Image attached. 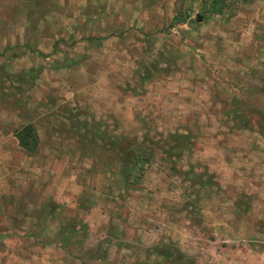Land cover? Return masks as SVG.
I'll use <instances>...</instances> for the list:
<instances>
[{"label": "rangeland", "instance_id": "rangeland-1", "mask_svg": "<svg viewBox=\"0 0 264 264\" xmlns=\"http://www.w3.org/2000/svg\"><path fill=\"white\" fill-rule=\"evenodd\" d=\"M214 1L0 0V113L41 148L0 209L37 215L60 264H194L225 222L253 237L264 0Z\"/></svg>", "mask_w": 264, "mask_h": 264}, {"label": "crops", "instance_id": "crops-1", "mask_svg": "<svg viewBox=\"0 0 264 264\" xmlns=\"http://www.w3.org/2000/svg\"><path fill=\"white\" fill-rule=\"evenodd\" d=\"M203 70L210 73L211 66H204ZM188 72L193 74L195 80L200 77L195 73L193 67ZM0 114V188L3 186L7 192L6 194H8L9 190L16 189L20 184H29L30 179L33 178V169L28 168L29 163H26V161L29 162V159L36 157L41 148L37 139L35 152L32 155L27 154L17 145V140L13 136V131L17 126L11 127L9 121L4 120L2 113ZM35 127H39L37 121H35ZM38 133L37 130V135ZM40 138L41 136H39ZM261 153L264 155V148L261 149ZM262 167L261 172L264 173V166ZM21 170L29 171L27 178L23 179L26 183L21 180ZM247 185L249 191L246 192L248 195L244 197V200L249 202V208L240 211L239 214L243 216L246 214L245 217H248L247 225H243V229H245L246 234H253V237L239 235L235 225L225 222V228L233 236L228 238L224 243L225 245L211 238L209 245L197 247L200 256L194 259V264H264V179L262 177L256 182L248 181ZM254 189L258 190L257 195H255ZM20 196L22 203L28 200L23 193ZM1 198L2 194L0 193V200ZM251 205L252 208H250ZM36 216L31 213L28 215V213L21 210L13 212L3 208L0 209V264H16V260L20 264H60L61 260L58 258V253L61 251L62 256H67L65 248L60 247L57 242L51 239L41 240L37 236L38 233H41V229L46 228L45 225L42 227L35 225L33 230L26 229V220L29 217L36 219ZM50 217H53V214ZM254 218H257V220L259 218L263 219V223L254 225L257 221ZM217 221L210 226L211 234L219 229V222ZM54 233L56 234L57 231H54ZM234 234H238V236L236 237ZM27 246L34 249L39 247L37 249L38 253L32 255V253L27 252V255H25L24 248ZM179 252L181 253L180 250Z\"/></svg>", "mask_w": 264, "mask_h": 264}, {"label": "trees", "instance_id": "trees-1", "mask_svg": "<svg viewBox=\"0 0 264 264\" xmlns=\"http://www.w3.org/2000/svg\"><path fill=\"white\" fill-rule=\"evenodd\" d=\"M224 0H215L214 4L218 7ZM211 14H215L214 10ZM13 136L17 140V145L22 148L27 154H33L37 146V136L34 127L31 124H25L16 128L13 131ZM138 166V159L134 160Z\"/></svg>", "mask_w": 264, "mask_h": 264}, {"label": "water", "instance_id": "water-1", "mask_svg": "<svg viewBox=\"0 0 264 264\" xmlns=\"http://www.w3.org/2000/svg\"><path fill=\"white\" fill-rule=\"evenodd\" d=\"M198 20H199V17H197L196 21H198Z\"/></svg>", "mask_w": 264, "mask_h": 264}]
</instances>
